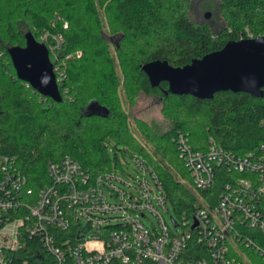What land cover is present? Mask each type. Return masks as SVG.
<instances>
[{"label":"trees","instance_id":"trees-1","mask_svg":"<svg viewBox=\"0 0 264 264\" xmlns=\"http://www.w3.org/2000/svg\"><path fill=\"white\" fill-rule=\"evenodd\" d=\"M194 2L0 0V155L14 156L39 189L48 182L49 161L70 155L98 173L115 166L108 146L123 144L148 159L179 218L194 208L205 192L194 189L173 135L188 132L195 150H207L210 137L236 154L257 149L264 139V96L231 90L216 92L211 99L177 95L169 92L167 82L153 86L142 67L157 60L182 67L238 40L245 28L259 35L264 31V0H219L224 25L218 31L192 17ZM46 30L64 35L59 51L66 71L59 83L61 102L19 79L8 52L25 46L28 32L41 41ZM50 57L55 60L52 52ZM122 86L130 94L138 89L171 103L168 113L183 109L189 122H180L161 138L144 128L156 144L152 152L124 125L118 96ZM91 101L106 106L109 115L83 114ZM224 183L221 178L214 192L220 193Z\"/></svg>","mask_w":264,"mask_h":264},{"label":"built area","instance_id":"built-area-1","mask_svg":"<svg viewBox=\"0 0 264 264\" xmlns=\"http://www.w3.org/2000/svg\"><path fill=\"white\" fill-rule=\"evenodd\" d=\"M262 36L264 31L257 35L248 28L238 32V40ZM40 42L53 53L63 83V33L46 30ZM172 139L194 189L205 192L179 219L172 216V224L161 211H169V202L160 176L128 148L117 150L116 167L123 168L129 154L134 183L116 167L92 173L66 155L48 162V182L39 189L14 156L1 154L0 264H264V139L245 154L213 137L207 150H195L182 130ZM221 178L225 183L217 194Z\"/></svg>","mask_w":264,"mask_h":264},{"label":"water","instance_id":"water-1","mask_svg":"<svg viewBox=\"0 0 264 264\" xmlns=\"http://www.w3.org/2000/svg\"><path fill=\"white\" fill-rule=\"evenodd\" d=\"M206 18L210 13H206ZM19 79L30 84L42 95L57 102L63 101L47 45L38 41L32 32L26 34L25 46L8 49ZM153 86L168 83L169 92L213 98L216 92L231 90L264 96V36L230 40L223 48L209 52L191 63L175 67L167 61H153L143 65ZM83 114L109 115V109L91 101Z\"/></svg>","mask_w":264,"mask_h":264},{"label":"rangeland","instance_id":"rangeland-1","mask_svg":"<svg viewBox=\"0 0 264 264\" xmlns=\"http://www.w3.org/2000/svg\"><path fill=\"white\" fill-rule=\"evenodd\" d=\"M207 12L210 13L208 18L205 16ZM192 17L197 20L208 22L212 28L217 31L224 25L219 0H200L194 2ZM119 70L118 68L117 71ZM135 90L137 91H133V94H130L125 86L119 89L120 111L125 118L123 122H125L124 125L127 126L130 133L135 135L138 140L154 152V146L156 144L153 143L154 141H150L149 137L144 135V128L150 130L151 133L153 132L157 136L159 135V138H161L172 132L180 122L188 123L189 120L186 119V113L183 109L176 108L172 113H168L167 107L170 106L171 103H165L158 96L145 93L142 90ZM124 125L122 124V127ZM123 132H125V130ZM155 140H157V142L161 141L157 138ZM115 146H117V149L120 151L126 150L123 144L115 145L112 143L108 146V152L110 153L113 164H115L114 167H116V163L119 162ZM120 157H122V154H120ZM126 159L127 163L123 164V168L116 167L118 169L117 174L127 182L134 183L133 178L137 176L136 171L133 169L134 162L129 154ZM118 185L126 187L124 183L121 182H118ZM128 190L131 191V188L128 187ZM161 211L170 224H172L173 217H175L174 219H179L172 205H169V211H164L163 209ZM152 219L155 223H158L155 215H152ZM145 223L151 225V222L147 219H145ZM179 230L181 231V227ZM252 259L254 261L259 260L256 255H253Z\"/></svg>","mask_w":264,"mask_h":264}]
</instances>
